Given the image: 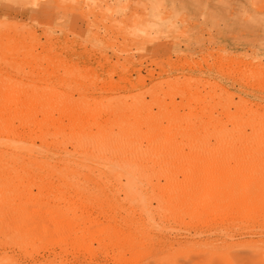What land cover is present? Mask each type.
<instances>
[{
	"label": "bare ground",
	"instance_id": "bare-ground-1",
	"mask_svg": "<svg viewBox=\"0 0 264 264\" xmlns=\"http://www.w3.org/2000/svg\"><path fill=\"white\" fill-rule=\"evenodd\" d=\"M254 4L264 9L260 0ZM151 18L136 22L140 33L158 30L167 20L155 12ZM17 53L26 62L19 72L47 86L24 85L0 71V249H13L31 264H66L68 255L97 253L115 264L134 263L149 245L145 226L117 221L119 209L89 191L122 179L130 189L147 186L169 217L264 227V111L240 100L238 113L216 115L215 97L211 104L196 98L198 89L191 85L180 106L188 113H181L175 100L168 111L166 101L157 98V113L142 99L132 107L110 100L102 109V101L87 103L94 79L80 86L89 70L50 55L44 66L23 42ZM240 65L229 62L222 76L264 90V64L244 72L236 70ZM60 69L69 78L49 84ZM74 92L82 94L77 101ZM40 250L51 258L36 262ZM0 264L20 263L6 255Z\"/></svg>",
	"mask_w": 264,
	"mask_h": 264
},
{
	"label": "rangeland",
	"instance_id": "rangeland-1",
	"mask_svg": "<svg viewBox=\"0 0 264 264\" xmlns=\"http://www.w3.org/2000/svg\"><path fill=\"white\" fill-rule=\"evenodd\" d=\"M260 2L264 6V0ZM153 12L166 16V23L140 33L136 22L153 20ZM22 42L44 66L50 55L56 62L89 70L79 83L84 86L94 79L87 103L102 101V109L110 100L132 107L142 99L157 113L153 104L157 98L166 101L168 111L175 100L178 110L188 113L180 106L187 103L186 89L191 85L198 89L193 93L196 98L211 104L215 97L216 115L223 110L238 113L240 100L250 102L261 114L264 111V90H249L240 80L222 76L231 61L241 64L239 72L264 64V9L257 8L254 0H42L37 5L0 0V71L24 85L45 87V81L19 72L26 64L17 53ZM219 64L225 65L222 72ZM65 78L67 72L60 69L49 84ZM72 96L77 101L82 94ZM227 128H233L231 122ZM107 185L101 191L91 186L90 196L98 195L105 206L118 208L117 221L145 226L149 235L148 248L132 264H264V227L230 222L205 225L169 217L147 186L130 189L125 179ZM6 255L31 264L13 249H0V258ZM51 256L40 250L36 262ZM65 262L115 264L103 253L94 258L68 255Z\"/></svg>",
	"mask_w": 264,
	"mask_h": 264
}]
</instances>
